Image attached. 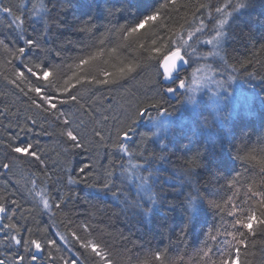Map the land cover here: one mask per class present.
Masks as SVG:
<instances>
[{"label":"snow or ice","instance_id":"1","mask_svg":"<svg viewBox=\"0 0 264 264\" xmlns=\"http://www.w3.org/2000/svg\"><path fill=\"white\" fill-rule=\"evenodd\" d=\"M30 2L31 7L21 2L14 11L0 0V13L6 14L0 21V79L10 86L0 93L5 97L0 121H9L0 124L4 129L0 174L27 164L31 177L26 181L31 187L25 188V199L31 203L27 209L13 198L16 192L0 191V245L7 253L0 264H247L249 246H254L258 236L264 238V188L250 183L247 198L236 203L233 195L220 197L218 190L211 189V180L202 184L200 177L207 173L219 182L222 177L215 172L228 171L233 160L259 167L264 177V95H244L239 87H232L234 81L259 79L264 92V74L249 71L252 61L236 60L227 47L237 16L250 11L255 0H216L215 4L200 0L191 8L185 0H106L102 15L107 22L103 25L96 23L99 17L89 14L90 3L79 5L80 15L69 20L73 0ZM205 11L208 23L202 16ZM182 12L184 22L173 26ZM32 17L41 27L29 31L27 22ZM205 45L207 51L202 50ZM106 51L118 63L112 71L92 74L87 69ZM258 51L264 52V42ZM120 52L131 56H118ZM146 70L143 92L128 108L120 109L122 114L110 117L111 105L105 109L93 89L122 88ZM85 87L87 98L80 91ZM205 89L223 118V134L235 139L238 133L242 138V147L236 148L231 159L223 151L222 139L219 150L215 141H196L190 155L175 161L171 159L175 153L167 150L163 140L159 150L149 149V142L154 143L150 138L172 123L173 97L192 108L190 124L181 123L182 129L195 137L200 127L207 126L208 118L203 115L207 103L197 97ZM9 95L11 102L6 99ZM257 104L262 126L252 144V133L246 129L253 121L246 117ZM143 118L152 122L155 131L139 133V139H134L137 122ZM43 136L54 138L55 147L42 144L39 138ZM100 143L111 149L107 167L92 162L93 145ZM54 151L64 158L60 175L49 163ZM81 153L88 154V162L71 167L70 157ZM80 184L97 189L98 196L111 195L140 223L155 218L161 235L175 234V255H166L172 246L163 251L148 247L143 232L135 239L133 234L120 232L107 240L98 238L87 220L74 221L72 209L83 198L70 186ZM128 184L135 186V195L125 191ZM235 185V179L227 181L229 190ZM205 207L218 217L208 232L202 226ZM177 209L179 218L173 216ZM58 213L63 214L65 232L57 228L53 234L51 226L42 227L37 217L48 215L54 224ZM88 215L91 219L95 213ZM198 225L206 239L195 257L186 261L188 252L179 245L187 244L188 235L195 234ZM69 236L74 243H69Z\"/></svg>","mask_w":264,"mask_h":264},{"label":"trees","instance_id":"2","mask_svg":"<svg viewBox=\"0 0 264 264\" xmlns=\"http://www.w3.org/2000/svg\"><path fill=\"white\" fill-rule=\"evenodd\" d=\"M23 2L27 7H31L30 0H3V3L8 6H12L15 11L16 8ZM106 0H73L74 7L67 12L68 19H72L73 15H80L81 9L79 5L83 3H90L92 8L89 9V14H94L99 17L96 20L98 25H103L107 21L103 18L102 12ZM111 2V0H108ZM189 3V8L193 3H199L200 0H185ZM222 2V0H221ZM212 3L215 4L216 0H212ZM96 5H100L99 9H96ZM194 10V9H192ZM25 15L27 13L25 10ZM184 13L182 12L179 16H176L173 21V26L178 27L179 24H182L184 20L182 17ZM202 16L205 18V23H208L207 11L202 13ZM6 14L0 13V21L4 20ZM87 18V17H85ZM187 19L192 20L191 11L187 13ZM27 26L29 31H32L33 27H41V22L38 21L35 17L28 19ZM251 33L249 36V30ZM104 29L101 27V31ZM264 37V0H255L254 7L249 11L245 10L244 15H238L236 21L233 24V38L228 41L227 47L229 53L236 60H251L252 67L249 68V71H255L257 74H264V52L258 51L259 45ZM206 48V47H205ZM202 46V50H205ZM207 50V49H206ZM118 56L128 55L131 56V53L120 52ZM257 61H260L259 63ZM118 60L114 56H110L107 51L99 58V60L92 63V65L87 69L92 74H97L102 71H112V65L117 64ZM148 71L141 76H137L135 79L129 80L122 88H105L100 87L97 91L93 89V93L96 96L97 101L101 102L103 107L106 109L111 105L112 111L111 116H116L120 113V109L128 108L130 104H133L136 99V95L143 92L144 87L146 86V77ZM237 86L242 90L245 95H252L254 93H259L264 95V92L260 90V80L255 79L250 82H245L244 80L234 81ZM10 86H6L5 82L0 79V93L9 91ZM81 94L86 98L89 95L87 87L82 88ZM101 97L103 99L101 100ZM8 102L13 100V97L9 95L7 98ZM202 100V99H200ZM5 97L0 96V107L3 106ZM171 104L175 106V115L170 119L172 123L169 125L167 130H164L161 138L155 139L154 137L150 138L149 149L159 150L161 147L160 141L163 140V143L168 146V151L175 153L171 157L173 161L177 159L178 156L190 155V150L197 147L196 141L203 143L205 140L215 141L217 149L219 150L220 140H223V151L229 153V159L235 154L237 147H242V138L237 133L236 138L233 139L231 136L223 134V118L222 116L215 111L216 108H213L209 103H207V111L204 112V116H207L208 122L207 126L199 128V131H196L194 128L193 131H196L195 137L188 133V129H182L181 123L190 124L189 117L193 114L189 106L181 104L178 101V98L171 99ZM211 103V102H210ZM66 107V106H65ZM15 111V108L13 109ZM247 119L253 121L251 128L246 129V131L252 133L251 143L255 144L257 135L261 131L262 121L260 115L259 105L257 104L256 110H254L250 115L246 117ZM87 119V118H86ZM200 120L203 117L199 118ZM150 120L143 118L137 122V135L134 139H139V133H150L152 132V127L148 124ZM8 120L0 121V124H8ZM111 124V121H110ZM93 125H89L92 127ZM110 126V125H109ZM253 128L255 131L253 132ZM9 132L15 131L14 128H9ZM4 133L3 127H0V134ZM184 133V134H182ZM107 127L105 128V135H107ZM42 144H47L50 148L55 147L54 138H49L43 136L39 138ZM171 141V143H170ZM229 142H231V149L229 147ZM211 147V143L208 145ZM110 148H105L103 143L93 145V152L91 153L93 164H99L102 167H107L110 163V158L107 155V152L110 151ZM183 150V151H182ZM117 154V157L118 158ZM51 160L49 161L50 166L56 168L57 175H60V168L64 166L63 156H57L56 152L50 153ZM71 167L79 168L84 163L88 162V154L81 153L79 155H74L70 157ZM234 168V171L231 170ZM247 169V170H246ZM2 173V170H0ZM29 166L27 164L21 165L19 169L14 170L13 173L0 174V191L4 188H7L9 193L16 192V198L20 202L23 208L27 209L31 207L30 198L25 199L26 193L25 188L31 187V184H26V181L30 180L29 176ZM75 174V173H73ZM239 174V175H237ZM119 175V172H117ZM215 175L222 177L219 182L215 179H212L207 173H202L200 180L201 183H205L211 180V189L213 191L218 190L220 197L227 198L229 195L234 196L236 203H240L243 199H246L248 194V185L250 183L254 184L256 188H264V177L261 176L259 172V167H253L251 164L245 165L239 160L231 161V167L228 171L223 169L215 172ZM41 179H43L41 177ZM56 179V176L53 177ZM230 179L236 180L235 188L229 190L227 187V181ZM18 182V183H17ZM77 191L78 195L83 199L76 203L75 207L72 209L75 215L72 216V219L79 223L80 221L87 220L89 224L95 229L94 234L98 238L110 240L112 237H118L120 232H123L125 236H131L132 239H135L137 236L141 235V232L145 233V239L148 241V247L155 250L163 251L166 247L172 246L173 251L167 252L166 255L172 256L175 255V245L177 243L175 234H172L170 237L168 234L161 235V230L158 227V221L153 218L151 223H140L138 222L137 217H135L131 210L123 211V205L111 195L99 194L97 195V189L85 187L83 184L72 185L70 186ZM67 189H65L66 191ZM125 191L135 195V186L133 184H128L125 186ZM85 201L90 202L86 203ZM89 212H94L95 215L89 219ZM26 214V213H25ZM19 215V213L17 214ZM181 215L179 209L176 213H173V216L179 218ZM41 221V226L50 225L51 231L54 234L55 230L58 228L61 233L65 232V227L63 223V214L58 213L54 217L55 223L49 220L48 215L38 216ZM7 222L6 218L3 221ZM24 223V221H20ZM218 222V217L214 216L213 213L208 210L206 207L204 209V216L202 218L203 232H208L214 224ZM30 223H34L30 221ZM111 233L112 236L108 234ZM214 234V233H213ZM2 236V234H0ZM206 237L201 231V226L198 225L195 234H189L187 237V244H180V248H186L188 255L185 257L186 261H189V258L195 257V252L197 249L202 247V241ZM69 243H74L71 240V237H68ZM209 246H213L214 242L210 239L207 240ZM131 247V244L128 245ZM135 254V252L133 253ZM7 256L5 252L4 245H0V259H4ZM247 264H264V238L257 237L254 241V246H249V254L245 257ZM190 264V262H189Z\"/></svg>","mask_w":264,"mask_h":264},{"label":"bare ground","instance_id":"3","mask_svg":"<svg viewBox=\"0 0 264 264\" xmlns=\"http://www.w3.org/2000/svg\"><path fill=\"white\" fill-rule=\"evenodd\" d=\"M207 50H208V48H207ZM232 87H234V88H237L238 86H237V84L235 85V84H233L232 85ZM245 95V94H244ZM174 99H175V97H173ZM201 99V98H200ZM200 99H198V100H200ZM202 100L203 101H205L206 103H209L211 106H213V108H216V106L213 104V102H211L210 103V101L208 100V99H206V98H202ZM192 110V109H191ZM215 111L217 112V113H219L220 114V112H219V110L216 108L215 109ZM149 123V122H148ZM150 127H152V131H155V129L153 128V126H152V122L150 121V123L148 124ZM163 132H164V130H162L161 132H158L157 133V135L154 137L156 140L157 139H159V138H161V136H162V134H163Z\"/></svg>","mask_w":264,"mask_h":264},{"label":"rangeland","instance_id":"4","mask_svg":"<svg viewBox=\"0 0 264 264\" xmlns=\"http://www.w3.org/2000/svg\"><path fill=\"white\" fill-rule=\"evenodd\" d=\"M205 47H206V48H205ZM203 48H205V50H203V51H207L206 49L209 48V46L205 45V46H203ZM209 59L211 60V58H209ZM233 84L236 85L235 82H233ZM233 88H234V87H233ZM209 96H210V93L207 92L206 89H205V90H202V91L199 92V93H197V97H198V99H200V98H201V99H202V98H203V99L206 98V99H208L210 102H212V100L209 99ZM184 105L189 106V105H187V104H183V106H184ZM189 108L192 109L191 106H189ZM161 131H162V130H161ZM161 131H160V132H161Z\"/></svg>","mask_w":264,"mask_h":264},{"label":"water","instance_id":"5","mask_svg":"<svg viewBox=\"0 0 264 264\" xmlns=\"http://www.w3.org/2000/svg\"><path fill=\"white\" fill-rule=\"evenodd\" d=\"M172 100L174 99V98H171Z\"/></svg>","mask_w":264,"mask_h":264}]
</instances>
